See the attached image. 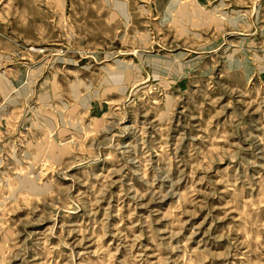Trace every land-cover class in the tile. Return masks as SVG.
Returning a JSON list of instances; mask_svg holds the SVG:
<instances>
[{
	"label": "rangeland",
	"instance_id": "obj_1",
	"mask_svg": "<svg viewBox=\"0 0 264 264\" xmlns=\"http://www.w3.org/2000/svg\"><path fill=\"white\" fill-rule=\"evenodd\" d=\"M0 264H264V0H0Z\"/></svg>",
	"mask_w": 264,
	"mask_h": 264
}]
</instances>
